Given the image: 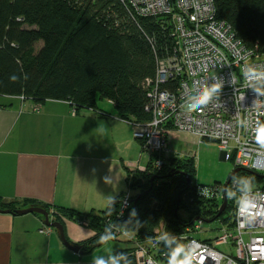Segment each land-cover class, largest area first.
Listing matches in <instances>:
<instances>
[{
	"label": "trees",
	"instance_id": "16d2710c",
	"mask_svg": "<svg viewBox=\"0 0 264 264\" xmlns=\"http://www.w3.org/2000/svg\"><path fill=\"white\" fill-rule=\"evenodd\" d=\"M213 2L216 18L229 23L246 47L264 54V0ZM128 9L127 0H0V96H23L24 101L17 100L40 107L46 101H59L75 116L91 111L107 118L109 114L97 108V100H105L124 121H148L142 84L154 77L155 59L165 56L171 42L159 18H139ZM125 172L131 207L121 219H115L121 195L112 201L110 214L107 207L85 215L57 210L94 231L95 236L82 244L84 253L105 243L99 236L110 224L145 243L160 226L163 232L178 234L195 218L230 223L233 201L226 200L216 220L222 200L196 195L191 158H173L159 170L149 162L144 173ZM235 176L255 177L254 187L263 183L249 171L240 170ZM43 208L51 221L62 224L60 214ZM0 210L15 209L1 205ZM133 211L136 215L130 216ZM124 252L130 264H137L131 247ZM160 252L167 250L159 245Z\"/></svg>",
	"mask_w": 264,
	"mask_h": 264
},
{
	"label": "built area",
	"instance_id": "2783aa9c",
	"mask_svg": "<svg viewBox=\"0 0 264 264\" xmlns=\"http://www.w3.org/2000/svg\"><path fill=\"white\" fill-rule=\"evenodd\" d=\"M127 3L128 10L136 17L159 18L171 42L165 56L155 59L154 77L142 84L147 99L144 111L149 114V120L144 123L125 121L141 151L150 156L151 167L159 170L174 158L169 148V133L176 131L193 135L199 141L214 142L222 159L232 163L234 169L264 176V147L256 142L253 131L257 120L264 121V82L245 74L246 70L264 69V54L246 47L229 23L216 18L213 0H127ZM197 82L219 83L221 89L201 111L188 113L183 107L185 95ZM17 99L24 101L23 96ZM39 109L40 105L32 103L31 111ZM71 114L75 116L74 111ZM242 121H246V125ZM126 169L131 173H144L146 166L128 164ZM228 184L230 187L231 183ZM205 187L212 195L199 193ZM223 188L220 184L195 185V193L205 199L223 200ZM254 190L264 193V186L254 187ZM257 205L264 208V200H258ZM130 207L131 194L126 189L121 194L115 219H121ZM235 209L233 201L230 225L218 220L215 228L204 230L205 221L197 220L176 234L183 243L194 241L199 245H193L192 255L201 264H264L261 251L264 249V216L249 221L238 217ZM242 221L243 228L240 227ZM80 225L86 226V223ZM110 226L114 238L129 242L137 264H150V261L165 264L164 260L167 261L166 253H158L159 245L155 243L163 232L162 226L145 243L138 241L131 231ZM49 231L43 228L38 233ZM213 231L216 233L207 240L193 237ZM221 247L228 248L227 252L219 250Z\"/></svg>",
	"mask_w": 264,
	"mask_h": 264
},
{
	"label": "crops",
	"instance_id": "0c3cea01",
	"mask_svg": "<svg viewBox=\"0 0 264 264\" xmlns=\"http://www.w3.org/2000/svg\"><path fill=\"white\" fill-rule=\"evenodd\" d=\"M107 104L97 107L109 114L107 118L91 111L73 116L63 102L46 101L33 112L30 102L0 96V204L13 203L15 210L38 205L50 214L65 209L85 215L105 210L107 199L123 194L128 164L145 167L150 156ZM200 142L190 134L169 133L174 158L187 159L190 146ZM59 216L70 243L82 246L95 236L90 228ZM42 227V217L36 214L1 212L0 264H90L91 253L106 243L88 253H73L60 244L53 229L38 233Z\"/></svg>",
	"mask_w": 264,
	"mask_h": 264
},
{
	"label": "clouds",
	"instance_id": "9594fccd",
	"mask_svg": "<svg viewBox=\"0 0 264 264\" xmlns=\"http://www.w3.org/2000/svg\"><path fill=\"white\" fill-rule=\"evenodd\" d=\"M245 74L251 79L264 82V69L246 70ZM11 79L14 80L15 77ZM220 89L221 85L219 83L207 84L206 82H197L186 92L183 107L188 113L201 111L211 103ZM246 123V121H242V124L246 125ZM253 131L256 142L264 147V121L257 120ZM254 180L255 177L234 175L230 177L231 186H225L222 189L225 198L234 201L236 215L247 218L249 221L256 216H264V208H260L257 205L258 200H264V193L254 190ZM199 193L205 196L212 195L211 191L206 187L201 188ZM105 203L110 214L112 212V199H107ZM135 215V211L130 213V216ZM244 226L245 224L242 221L240 227L243 228ZM113 238L112 226L106 227L104 233L99 236V240L103 242H107ZM155 243L167 250V264H201L192 255L194 251L193 245L199 247L194 241L183 243L178 239L176 234H173L171 231H164L156 238ZM261 251L264 252V249H261ZM90 264H130V261L125 253L114 252L107 257L98 255L92 258ZM150 264H154V262L150 261Z\"/></svg>",
	"mask_w": 264,
	"mask_h": 264
},
{
	"label": "rangeland",
	"instance_id": "374dc122",
	"mask_svg": "<svg viewBox=\"0 0 264 264\" xmlns=\"http://www.w3.org/2000/svg\"><path fill=\"white\" fill-rule=\"evenodd\" d=\"M97 107L98 108H107L108 104L105 100H97ZM190 151L192 152L191 156L187 155V160L192 159L193 162V169H194V176L192 178L193 185L199 186H211L214 184L224 185L226 182L229 174L233 171L234 167L232 163L224 161L222 159V153L218 149V146L211 141L203 140L198 145L190 146ZM178 158V157H177ZM183 160L184 158H179ZM263 181V180H262ZM264 185V181L259 186ZM125 191V190H124ZM5 206L6 208L15 209V204L13 203H1L0 206ZM17 206V205H16ZM62 215L61 211H57L56 214ZM183 219H186V214L180 213ZM216 222L206 223L203 225V229H211L215 228ZM46 229L45 226L42 227ZM216 231L211 233L203 232L202 234H195L193 235L194 238L199 240H207L211 236H213ZM121 239H115L107 241L99 250L91 253V258H94L98 255H103L107 257L109 254L114 252H121L123 250L124 244L121 242ZM127 246H129L126 243ZM228 248L221 247L219 250L227 252ZM125 253V252H124Z\"/></svg>",
	"mask_w": 264,
	"mask_h": 264
},
{
	"label": "water",
	"instance_id": "95a60500",
	"mask_svg": "<svg viewBox=\"0 0 264 264\" xmlns=\"http://www.w3.org/2000/svg\"><path fill=\"white\" fill-rule=\"evenodd\" d=\"M239 171H240V169H238V168L233 169V171L229 174L226 182L224 183V187L227 186L228 183L230 182V177L234 176ZM256 176L259 179L264 180V176L257 175V174H256ZM152 180L153 179H150V183L152 182ZM187 184H189V181H187ZM225 206H226V198H225V196L223 194V200H222V202L220 204V207L218 209L217 214L215 215V219H217L223 213V211L225 210ZM1 212L11 213L8 210L7 211L0 210V213ZM12 214L17 215V216H24V215H27V214H36V215L41 216L42 217V225L47 227V228L53 229L56 232L57 238H58L60 244L63 247H65L66 249L72 251L73 253L83 254L82 246L74 245V244L70 243L65 237L62 224H60L59 222H56V221H51L50 218H49V214L47 213V211L43 207L30 206V207H27L25 209L14 210V211H12ZM197 220H199V219L195 218L193 220V222L197 221ZM212 221H205V223H211Z\"/></svg>",
	"mask_w": 264,
	"mask_h": 264
}]
</instances>
